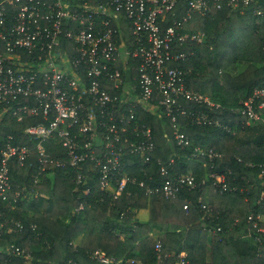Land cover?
Masks as SVG:
<instances>
[{"label": "trees", "instance_id": "trees-1", "mask_svg": "<svg viewBox=\"0 0 264 264\" xmlns=\"http://www.w3.org/2000/svg\"><path fill=\"white\" fill-rule=\"evenodd\" d=\"M185 2L179 0V15L184 13ZM188 30L202 31L204 38L190 47L194 55L176 65L185 70L189 89L208 96L220 108L210 111L199 102H181L187 111L209 112L220 125L196 124L180 115L179 128L191 142L182 146L174 140L173 124L163 111H151L139 103L135 116L140 125L151 127L154 150L151 160L143 163L140 154L126 148L110 189L123 175L129 180L116 198L101 188L99 172L90 159L78 167H54L39 174L37 139L26 134L25 128L42 121L41 117L18 121L4 116L0 148L11 135L12 144L26 145L31 152L23 163L10 162L12 189L7 199L0 196V264H68L70 260L104 264L90 258L95 249L120 260L117 264H177L181 252L187 254L189 264H264V235L253 225L257 216L264 214V96L255 100L258 120L247 123V117L239 113L254 89L264 86V15H255L253 6L222 7L194 15ZM123 35L133 46L130 32ZM240 62L245 66L239 72L228 70ZM131 65L137 66V62ZM133 74L139 73L134 70ZM109 90L112 95L120 92ZM120 106L129 113L127 105ZM43 145L49 156L66 159V149L58 139L50 138ZM196 146L212 148L221 157H197ZM170 158L174 159L172 173L193 176L195 185L183 186L175 197L147 193L146 186L161 180L160 161ZM78 170L88 175L86 184L76 182ZM210 172L226 175V190L221 192L212 184ZM207 185L210 193L205 199ZM87 186L90 190L85 193ZM15 192H19L17 197ZM142 208L149 210L145 222L136 218ZM258 225L264 227L260 221ZM153 227L160 229L156 237L150 233ZM157 243L161 245L160 258ZM10 245L24 254L5 252Z\"/></svg>", "mask_w": 264, "mask_h": 264}, {"label": "built area", "instance_id": "built-area-1", "mask_svg": "<svg viewBox=\"0 0 264 264\" xmlns=\"http://www.w3.org/2000/svg\"><path fill=\"white\" fill-rule=\"evenodd\" d=\"M178 3L179 0H0V121L5 115L18 121L27 116L41 117L42 121L25 128L26 134L37 139L39 174L54 167H78L90 159L93 169L99 172L101 188L116 198L129 180L123 175L110 189L126 148L140 154L143 163L151 160L154 150L151 127L140 125L135 116L139 103L151 111L161 109L173 124L174 140L182 146L191 142L179 128L180 115L196 124L220 125L209 112L187 111L181 102H199L210 111L220 108L208 96L189 89L185 70L176 65L194 55L190 47L204 38V32L188 30L189 23L194 15L222 7L253 6L255 15H264V0H186L181 15ZM124 31L130 32L133 46L125 40ZM134 61L137 66L131 65ZM111 88L119 89V94L112 95ZM261 96L264 86L255 88L242 102L239 113L247 117V123L259 119L255 100ZM120 104L128 106V114ZM221 126L231 130L230 126ZM50 138L61 142L66 159L46 153L43 144ZM11 139L9 135L0 148V196L4 200L12 189L10 162L16 159L23 163L31 152L30 147L12 144ZM194 154L209 160L221 157L212 148L199 146ZM173 164V158L160 161L161 180L155 186H146L147 193L175 197L183 186L195 185L193 176L174 175ZM209 177L221 192L227 189L224 173L210 172ZM88 178L82 170L76 172L77 183L86 184ZM89 190L88 186L84 189L85 193ZM18 195L15 192V197ZM79 208H83L82 204ZM259 216L253 225L264 235V227L258 225ZM248 219L253 218L250 215ZM155 248L160 258V243ZM5 252L24 254L14 245L6 246ZM89 255L104 264L120 262L101 249ZM178 258L177 264H189L185 252ZM68 264L77 263L70 260Z\"/></svg>", "mask_w": 264, "mask_h": 264}, {"label": "crops", "instance_id": "crops-1", "mask_svg": "<svg viewBox=\"0 0 264 264\" xmlns=\"http://www.w3.org/2000/svg\"><path fill=\"white\" fill-rule=\"evenodd\" d=\"M229 71L232 72V73H237L239 67L237 66H231L229 67ZM239 72V71H238ZM210 193V186L207 185L204 189V196H205V199H207V196L209 195ZM203 199V198H202ZM204 200V199H203ZM205 203H207L206 201H204ZM204 205V204H203ZM206 206V205H205ZM205 208V207H204ZM208 207H206L205 209H207ZM136 218L141 221V222H145L146 220H148L149 218V210L147 208H142V209H139L136 213ZM259 221L261 222V224H264V214H261L259 216ZM160 232V229L158 227H153L151 229V235L153 237H156L157 234ZM212 231H209V234H211Z\"/></svg>", "mask_w": 264, "mask_h": 264}, {"label": "rangeland", "instance_id": "rangeland-1", "mask_svg": "<svg viewBox=\"0 0 264 264\" xmlns=\"http://www.w3.org/2000/svg\"><path fill=\"white\" fill-rule=\"evenodd\" d=\"M237 66L239 67L238 71H240V69H243L244 68L245 64L244 63H241V64H238ZM228 70H230V69H228Z\"/></svg>", "mask_w": 264, "mask_h": 264}]
</instances>
